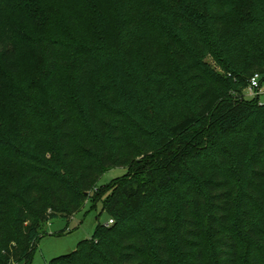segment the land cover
Segmentation results:
<instances>
[{
  "label": "trees",
  "instance_id": "trees-1",
  "mask_svg": "<svg viewBox=\"0 0 264 264\" xmlns=\"http://www.w3.org/2000/svg\"><path fill=\"white\" fill-rule=\"evenodd\" d=\"M256 73L264 0H0V264L106 190L108 224L50 264H264Z\"/></svg>",
  "mask_w": 264,
  "mask_h": 264
},
{
  "label": "rangeland",
  "instance_id": "rangeland-1",
  "mask_svg": "<svg viewBox=\"0 0 264 264\" xmlns=\"http://www.w3.org/2000/svg\"><path fill=\"white\" fill-rule=\"evenodd\" d=\"M27 66L29 67L28 73L30 75L40 73V69H36L39 67V63L33 60L31 56L27 58ZM74 76L75 71H71L69 77L73 78ZM259 83L258 96L252 95L247 90L245 98L248 101H256L258 99L259 103L264 105V74L260 75ZM0 103L3 108L6 106L4 100H0ZM1 111L4 112L5 110H0V121L2 119ZM132 149L134 150V148ZM133 153L132 160L125 167L112 168L104 172L100 176L102 178L99 181V186L112 185L127 179L130 175L131 163H139L140 165L141 161L151 156V154L137 155L138 151L136 150ZM106 192H102L97 198L99 199L97 202L89 200L83 209L70 220L60 218L46 224L42 229V237L38 243L33 264H50L54 259L70 255L78 249L80 243L91 240L94 237L98 225L108 224L110 216L104 211Z\"/></svg>",
  "mask_w": 264,
  "mask_h": 264
},
{
  "label": "built area",
  "instance_id": "built-area-1",
  "mask_svg": "<svg viewBox=\"0 0 264 264\" xmlns=\"http://www.w3.org/2000/svg\"><path fill=\"white\" fill-rule=\"evenodd\" d=\"M259 79H260V74L258 73L254 74L253 77L250 79L248 90L252 93V95L258 96L260 89ZM113 223L114 221L111 220L109 224H113Z\"/></svg>",
  "mask_w": 264,
  "mask_h": 264
}]
</instances>
